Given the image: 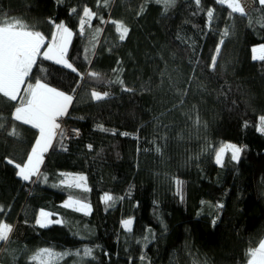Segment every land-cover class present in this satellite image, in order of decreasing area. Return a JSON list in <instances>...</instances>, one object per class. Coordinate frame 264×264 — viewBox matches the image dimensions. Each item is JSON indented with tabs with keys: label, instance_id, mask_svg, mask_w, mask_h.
Here are the masks:
<instances>
[{
	"label": "trees",
	"instance_id": "16d2710c",
	"mask_svg": "<svg viewBox=\"0 0 264 264\" xmlns=\"http://www.w3.org/2000/svg\"><path fill=\"white\" fill-rule=\"evenodd\" d=\"M251 2L241 14L216 0H0V19L45 37L41 53L64 23L76 69L40 55L16 101L0 94V220L12 227L0 264H38L42 249L69 253L59 264H248L264 240V60L251 56L264 46V5ZM84 7L96 15L81 31ZM37 79L73 97L68 125L80 136L59 134L26 182L6 158L25 162L39 135L13 116ZM223 144L242 151L217 166ZM41 211L60 222L38 226Z\"/></svg>",
	"mask_w": 264,
	"mask_h": 264
},
{
	"label": "snow or ice",
	"instance_id": "6c2138e0",
	"mask_svg": "<svg viewBox=\"0 0 264 264\" xmlns=\"http://www.w3.org/2000/svg\"><path fill=\"white\" fill-rule=\"evenodd\" d=\"M165 5H168L172 0H158ZM199 6L200 0H195ZM217 4L226 6L232 13L243 14V9L236 2V0H216ZM260 4L264 5V0H260ZM76 12V9L72 10ZM96 15L88 7H84L83 15L80 17L81 31L85 24H90L92 18ZM209 23L214 18V11L209 8L206 13ZM0 94L7 97L10 101H16L21 91V85L25 84V80L29 77L33 66L36 64L37 57L42 55L45 60L55 61L58 65L71 69L73 72L76 69L66 59L68 45L72 37V32L64 23L56 25V31L53 33L51 42L46 49L41 53V48L44 45L45 37L38 31L26 30V25L16 22H9L7 19H0ZM117 32L119 39L124 40L128 28L122 23H117ZM227 35V30H225ZM253 59L264 60V46L253 48ZM219 46L217 47V53ZM213 66L216 57L213 56ZM89 75L98 77V73L92 72ZM26 97L23 99L21 106L16 107L13 113L16 121H22L24 124H30L33 128L38 129L39 136L27 154L26 161L23 163H16L12 159L6 158V162L14 165L16 169V176L23 180L29 181L32 177L38 176L40 172V165L43 160V155L48 151L52 145L53 139L56 137L57 130L61 129V124L58 119L65 115L68 106L72 102L73 97L65 94L63 91L57 90L49 86L47 83L41 82L37 79L35 84H28L24 90ZM93 99L100 100L107 96V93H100L93 91L91 93ZM2 126V125H0ZM258 131L264 133V116L260 118ZM62 134V133H61ZM231 150V158L237 160L242 151L241 148L228 144L225 146ZM224 148L216 152V163L220 164ZM72 184L77 188L84 187L86 178L82 175L71 176ZM86 190V189H85ZM113 199L110 195H105L104 202L108 204ZM71 204L78 205V211L87 213L89 206L80 201H70ZM66 207L68 205H65ZM2 211V210H0ZM60 221H52L49 219V214L45 212L40 213V219L37 223L41 227H45L51 223H59ZM133 221L131 219L122 222L126 230H131ZM12 227L0 220V241L7 240ZM69 253L57 254L51 249H42L32 258L38 264H59V260ZM84 255H91V249L85 248ZM248 264H264V241L259 242L258 247L250 249Z\"/></svg>",
	"mask_w": 264,
	"mask_h": 264
},
{
	"label": "rangeland",
	"instance_id": "374dc122",
	"mask_svg": "<svg viewBox=\"0 0 264 264\" xmlns=\"http://www.w3.org/2000/svg\"><path fill=\"white\" fill-rule=\"evenodd\" d=\"M236 2L240 5V7L243 9V12L244 11H247V10H249L251 7H252V2H251V0H239V1H237L236 0ZM259 2H260V0H259ZM71 40V39H70ZM69 45H70V42H69ZM69 45H68V48H69ZM260 46H256V47H253V48H259ZM252 48V49H253ZM255 54L253 53V51L251 50V56H252V59H253V56H254ZM43 57V56H42ZM253 60H259V59H253ZM52 62H54L55 63V61H52ZM62 65V64H61ZM100 93H107V92H100ZM106 97V96H105ZM62 117H67V112L65 113V115H63ZM61 118V117H60ZM22 122V121H21ZM258 128H259V125H258ZM58 136V135H57ZM56 138H54L53 139V141H52V144H53V142H54V140H55ZM226 145H228V144H223V145H221V147L218 149V151L220 150V149H222V148H224L225 150H224V152L222 153V159H221V162L223 161V158H224V155L227 153V152H229L230 154H231V150L230 149H227L225 146ZM52 146V145H51ZM51 146L49 147V148H51ZM48 151H49V149H48ZM48 151L47 152H45L44 153V155H43V160H42V163H41V165H40V170H41V168H42V166H43V163H44V161H45V157H46V155L48 154ZM214 159H215V164L216 165H221L222 163H220V164H217L216 163V155H215V157H214ZM71 176H76V175H71ZM71 176H68L67 178V184L70 186L71 184H72V181H71V179H70V177ZM37 176H34V177H32L31 178V180L33 179V178H36ZM30 181V180H29ZM26 182H28V181H26ZM73 187H75V186H73ZM75 188H77V187H75ZM79 189H81V190H85L86 189V182H85V184H84V187H81V188H79ZM70 201H77V200H75V199H66L62 204H61V206H63V207H65L66 209H69V210H71V211H75V212H79V213H82V214H85V215H88L89 213H90V207H89V209H88V211H87V213H85L84 211H78V210H76L77 209V207H78V205H74V204H71L70 203ZM103 201H104V198H103ZM81 202V201H80ZM65 205H68L67 207L65 206ZM41 212H43V211H41ZM40 212V213H41ZM40 213H39V216H38V219H40ZM49 219H50V214H49ZM128 220V219H127ZM48 225H50V224H48ZM47 225V226H48ZM38 226H40L39 224H38ZM121 226L123 227V224H121ZM41 227V226H40ZM46 227V226H45ZM123 229L124 230H126L124 227H123ZM128 231V230H127ZM264 241V240H263Z\"/></svg>",
	"mask_w": 264,
	"mask_h": 264
},
{
	"label": "built area",
	"instance_id": "2783aa9c",
	"mask_svg": "<svg viewBox=\"0 0 264 264\" xmlns=\"http://www.w3.org/2000/svg\"><path fill=\"white\" fill-rule=\"evenodd\" d=\"M58 122L61 124V129L57 130V135L64 133V136L67 140L73 141L79 138V130L76 126L68 125V117H61L58 119ZM55 137V138H56ZM6 243V241H0V244Z\"/></svg>",
	"mask_w": 264,
	"mask_h": 264
},
{
	"label": "crops",
	"instance_id": "0c3cea01",
	"mask_svg": "<svg viewBox=\"0 0 264 264\" xmlns=\"http://www.w3.org/2000/svg\"><path fill=\"white\" fill-rule=\"evenodd\" d=\"M259 60H260V59H259ZM21 87H22V85H21ZM19 95H20V93H19ZM19 95H18V96H19ZM26 95H27V94H26ZM70 104H71V103H70ZM69 107H70V105L68 106V109H69ZM67 111H68V110H67ZM38 136H39V135H38ZM37 138H38V137H37ZM51 147H52V146H51ZM50 149H51V148H49V151H50ZM49 151H48V153H49ZM47 155H48V154H47ZM47 155H46V156H47ZM221 163H222V162H221ZM217 166H221V165H217ZM90 211H91V209H90Z\"/></svg>",
	"mask_w": 264,
	"mask_h": 264
}]
</instances>
